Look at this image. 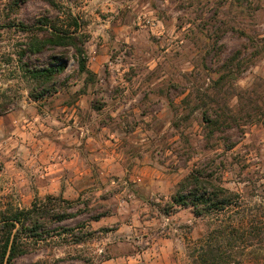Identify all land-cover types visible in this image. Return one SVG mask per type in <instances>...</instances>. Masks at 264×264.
I'll list each match as a JSON object with an SVG mask.
<instances>
[{
    "label": "rangeland",
    "instance_id": "obj_1",
    "mask_svg": "<svg viewBox=\"0 0 264 264\" xmlns=\"http://www.w3.org/2000/svg\"><path fill=\"white\" fill-rule=\"evenodd\" d=\"M74 15L96 75L73 45L19 60L46 17ZM27 62L65 67L42 86ZM0 104V211L53 196L74 215L18 264H264V0H0ZM222 109L209 142L204 112ZM212 159L260 230L205 262L218 219L171 200Z\"/></svg>",
    "mask_w": 264,
    "mask_h": 264
},
{
    "label": "trees",
    "instance_id": "obj_2",
    "mask_svg": "<svg viewBox=\"0 0 264 264\" xmlns=\"http://www.w3.org/2000/svg\"><path fill=\"white\" fill-rule=\"evenodd\" d=\"M72 19L73 22L68 26L59 25L46 17L42 22L43 26H47L46 34L40 36L30 33L23 44L25 48L17 53L19 60L22 61L25 57L30 59L31 54H39L48 46L73 45L80 72L96 75L87 64L85 43L89 36L80 28V17L74 15ZM24 64L25 77L38 81L42 86L50 87L55 85L56 78L65 67V64L58 62L40 67L31 66L28 62ZM7 110V105L0 104V115ZM221 111V113L219 111L204 112L203 118L207 124L206 136L209 142L219 130L220 123L227 122L224 119H227L225 116L228 113L223 109ZM231 147L232 143L228 145V148ZM53 199L57 197L48 196L46 199H35L28 208L11 204L0 211V264H18L21 256L33 250V242L47 240L52 235L50 225L52 222H61L74 216L68 208L53 207ZM60 200L65 201L62 198ZM171 205L189 207L197 216L218 219V224L210 226L199 250V256H202L205 262L223 256L224 250L218 244L219 239L246 238V241H250L248 237H255L260 230L254 225V221L246 219L247 214L241 194L219 181V167L213 159L197 163L179 181L176 192L172 196ZM81 240L82 238L76 239L78 242Z\"/></svg>",
    "mask_w": 264,
    "mask_h": 264
}]
</instances>
